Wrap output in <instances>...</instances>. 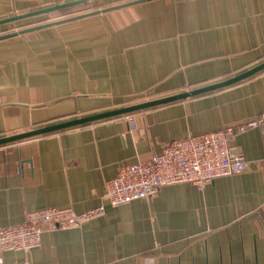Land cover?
Wrapping results in <instances>:
<instances>
[{"label":"crops","instance_id":"obj_1","mask_svg":"<svg viewBox=\"0 0 264 264\" xmlns=\"http://www.w3.org/2000/svg\"><path fill=\"white\" fill-rule=\"evenodd\" d=\"M70 1L0 0V20ZM102 9L0 25V138L189 91L264 61V0H132ZM257 117L263 122L234 140L244 171L118 206L103 199L121 164ZM99 205L102 216L46 229L39 247L4 252L0 264H264V70L193 98L0 146V227L23 224L28 211Z\"/></svg>","mask_w":264,"mask_h":264},{"label":"built area","instance_id":"obj_2","mask_svg":"<svg viewBox=\"0 0 264 264\" xmlns=\"http://www.w3.org/2000/svg\"><path fill=\"white\" fill-rule=\"evenodd\" d=\"M262 122L263 118L257 117L238 126L172 140L148 161L123 163L106 183L103 199L118 206L150 199L164 186L190 184L201 188L215 179L238 174L247 168V162L234 143L235 137ZM103 214V205L81 213L71 208L28 211L23 224L0 227V255L30 252L39 247L44 230L79 228Z\"/></svg>","mask_w":264,"mask_h":264},{"label":"water","instance_id":"obj_3","mask_svg":"<svg viewBox=\"0 0 264 264\" xmlns=\"http://www.w3.org/2000/svg\"><path fill=\"white\" fill-rule=\"evenodd\" d=\"M89 1H95V0H73L70 2L55 4V5L48 6V7L39 9V10H35L32 12H28L25 14H20L17 16H12L10 18L0 20V25L16 22V21H19L22 19H27V18H31V17H35V16L48 15V14H51L53 12H57V11H60L63 9L72 8V7L87 3ZM106 10H108V9H102L99 11L90 12L89 14H94V13H98L101 11L103 12ZM32 29H34V28H32ZM28 30H31V29H28ZM28 30H26V31H28ZM20 33H22V31ZM263 70H264V61L257 64L256 66H253L252 68H250L248 70H245L239 74H236L235 76H231L225 80H222V81H219V82H216L213 84H209V85L202 86L199 88H195V89H192L189 91L179 92L176 94H172V95H168V96H164V97H160V98H156V99H152V100H147V101L136 103V104H131L128 106L115 108V109L100 112L97 114H92V115H88V116H84V117H80V118L67 120V121L60 122V123L51 124L48 126L36 128L34 130H30V131L22 132L19 134L0 138V146H4V145L15 143V142H20L23 140H27L30 138H35V137H39V136H43V135H47V134H51V133L60 132L63 130H67V129H71L74 127L91 124V123L102 121V120H107V119H111V118L125 116V115L132 114L134 112H137V111H141V110H145V109H149V108H153V107H157V106H161V105H165V104H169V103L193 98V97H196V96H199L202 94L210 93V92H213L216 90H220V89L229 87V86L234 85L236 83H239L243 80H246V79L254 76L255 74H257Z\"/></svg>","mask_w":264,"mask_h":264},{"label":"rangeland","instance_id":"obj_4","mask_svg":"<svg viewBox=\"0 0 264 264\" xmlns=\"http://www.w3.org/2000/svg\"><path fill=\"white\" fill-rule=\"evenodd\" d=\"M128 1H132V0H113V2H111V0L89 1L87 3L78 5L66 11L44 15L40 17L41 20L40 19L38 20H40L41 23H49V22L54 21L55 19L67 18V17H71V16L83 14V13L93 12V11L100 10L102 8L110 7L111 5H113V3L117 4V3L128 2Z\"/></svg>","mask_w":264,"mask_h":264},{"label":"trees","instance_id":"obj_5","mask_svg":"<svg viewBox=\"0 0 264 264\" xmlns=\"http://www.w3.org/2000/svg\"><path fill=\"white\" fill-rule=\"evenodd\" d=\"M75 7H76V6H75ZM72 8H73V7H72ZM68 9H71V8L63 9V10H60V11H57V12H53V13H58V12L66 11V10H68ZM147 94L152 95V92L149 91V92H147Z\"/></svg>","mask_w":264,"mask_h":264}]
</instances>
